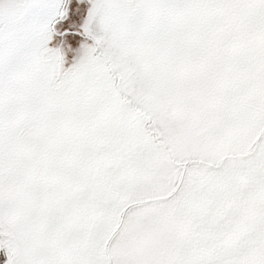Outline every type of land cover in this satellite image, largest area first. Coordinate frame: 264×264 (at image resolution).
Here are the masks:
<instances>
[{
    "label": "snow or ice",
    "instance_id": "snow-or-ice-1",
    "mask_svg": "<svg viewBox=\"0 0 264 264\" xmlns=\"http://www.w3.org/2000/svg\"><path fill=\"white\" fill-rule=\"evenodd\" d=\"M0 264H264V0H0Z\"/></svg>",
    "mask_w": 264,
    "mask_h": 264
}]
</instances>
